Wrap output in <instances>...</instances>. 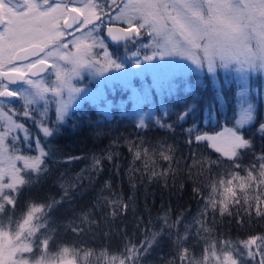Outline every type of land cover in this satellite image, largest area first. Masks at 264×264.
<instances>
[{"label": "snow or ice", "instance_id": "1", "mask_svg": "<svg viewBox=\"0 0 264 264\" xmlns=\"http://www.w3.org/2000/svg\"><path fill=\"white\" fill-rule=\"evenodd\" d=\"M105 28L107 37L101 35ZM145 33L150 39L141 44ZM107 38L123 43L126 50L129 44L137 50L127 58L115 56L109 51ZM128 59L132 60L131 68L127 66ZM157 59L163 63H142ZM183 60L195 67L182 64ZM180 68L206 69L213 78L223 69L236 74L238 86L232 125L225 124L214 132L202 131L196 125L185 129L184 143L189 154L182 160H176L177 147L166 141H125L133 161L143 160L146 173L151 168L149 180L163 179L165 187L169 176L175 184L183 171L181 163L188 179L193 178L194 169L197 175L218 170L207 195L193 187V193L204 204L184 224L183 234L180 225L184 213L173 221L168 209L159 217L163 221L160 230L149 233L145 229V239L139 245L128 239L119 251L105 247L97 254L83 246L57 244L51 210L76 188L71 180L61 184L65 190L60 200L30 202L26 211H18L23 189L49 172L47 158L52 152L46 150L41 137H52L81 101L103 104L104 89L113 81L130 86L134 76L149 71L173 74ZM84 72L90 78H99L95 92L83 85ZM252 73L264 74V0H0V264H141L158 238L166 231L171 237L174 229L173 244L178 248L180 264H264V234L221 239L212 236L214 229L207 224L209 211L214 223L217 211L223 218L232 216L235 208L237 224L243 227L241 210L250 220L253 202L256 217L264 218V148L256 152L253 140L244 134L256 115L248 86ZM215 99L223 104L220 90ZM191 110V106L186 108L178 119L185 120ZM51 111L55 113L54 120ZM217 115L214 105H210L205 124L219 123ZM29 121L35 125L36 133ZM155 123L160 128L173 129L161 118H156ZM147 126L141 114L136 127ZM257 131L264 138V123ZM201 146L211 149L216 158L205 155L199 150ZM118 155L110 150L93 155L89 170L99 174L104 160L112 162ZM248 156L251 159L245 163ZM157 158L167 162L168 167L156 171ZM79 159L82 157L70 156L65 162ZM173 161L177 167H173ZM83 171L77 173L76 181ZM105 187H110L109 181H105ZM179 187L183 189L184 183ZM238 192L243 194L242 201ZM104 199L112 207L113 216L121 206L125 212L129 207L122 197ZM80 219L81 224L96 223L89 220L86 212ZM73 224L69 221L68 226L79 235L83 228ZM193 227L197 243H204L202 258L189 247H182L192 237ZM167 264H176V259Z\"/></svg>", "mask_w": 264, "mask_h": 264}, {"label": "trees", "instance_id": "2", "mask_svg": "<svg viewBox=\"0 0 264 264\" xmlns=\"http://www.w3.org/2000/svg\"><path fill=\"white\" fill-rule=\"evenodd\" d=\"M142 40L141 38L140 43L144 42ZM112 47L110 45L113 55L125 58L136 48L132 44L128 45L127 50L125 46L122 50H119V47L117 50ZM143 54L141 51V55ZM129 61L130 59L127 63ZM145 79L141 81L134 78L130 86L119 83L113 85L107 89L103 104L99 101L93 103L92 100H83L58 126L52 137L46 139L41 137L47 146L46 150L52 152L47 158L49 172L34 185L23 189L18 201V211H26L30 202H50L53 198L60 200L65 190L61 184L68 180L76 183V188L70 190L69 196L51 210L53 226L57 228V244L68 243L77 248L83 246L85 249H93L97 254L105 247L110 251H119L128 239L139 245L140 241L145 239V229H148L149 233L159 231L163 223L159 217L168 209L171 210L170 217L173 221L177 215L184 213L183 223L180 225V232L183 234L184 224L190 222L203 206L204 200L193 193L192 189L198 187L207 195L217 169L214 168L213 173L205 172L202 175H197V170L194 169L193 178L188 179L187 170L181 163L179 167L183 171L179 178L174 184L172 177L169 176L165 187L163 179L149 180L151 168L146 173L143 160L133 161L125 141L143 139L152 144L166 141L177 147L176 160H182L189 154V147L184 143L187 138L185 129L196 125L202 131L214 132L225 124L232 125L238 87L233 79L226 80L217 74L213 78L207 71L203 73L190 71L176 75L161 87L151 85L153 80L150 75ZM257 79L259 86L261 81L259 77ZM82 82L94 83L89 77H83ZM144 83H147L146 86H143ZM144 89L148 97L137 104L135 96ZM217 90L223 94L222 105L215 99ZM252 99L256 115L252 124L245 127L244 134L253 140L254 150L259 152L264 148V138L257 129L260 123H264V108L262 102L257 101L255 96ZM210 105H214L218 113L216 121L219 123L205 124L206 112ZM189 106L192 109L189 115L185 120H179V114ZM141 114L148 125L146 128L136 127ZM50 116L55 119L53 111L50 112ZM156 118H161L165 124H172L173 129L160 128L155 123ZM28 125L33 133L37 132L31 121ZM192 149L196 150L195 144L192 145ZM205 149L206 146H201L199 150L204 151L205 155H211L213 159L216 158L211 149L206 151ZM109 150L119 155L114 157L112 162L105 159L103 171L99 174L89 170L92 164L91 157L103 155ZM70 156H79L82 159L65 162ZM249 159L250 156L245 157L244 162L247 163ZM188 162L190 163V160ZM167 167V162L157 158L156 171ZM173 167H177L175 161ZM82 169L85 171L81 174V179L76 181L74 178ZM105 181L110 182V187H105ZM181 182L184 183L183 189L179 187ZM238 196L242 201L243 194L238 192ZM105 197L111 200L122 197L123 202L129 204L127 211L125 212L121 206L116 209L117 214L113 216L111 214L113 209L107 204ZM261 207L264 208V205ZM232 211V216L225 215L223 218L217 211L214 223L213 214L209 211L207 224L214 229L212 236L221 239H246L249 235L264 234V218L256 217L255 202L250 220L241 210L243 227L237 224L236 209L233 208ZM85 212L89 214V220L96 221L95 224H81V214ZM69 221L74 222L72 226L80 225L83 231L79 235L74 233L68 226ZM191 232L192 237L182 247H189L190 251L202 258L204 243L202 240L197 243L199 238L195 235V227ZM174 239L175 229L171 237L166 231L158 238V243L153 246L151 254L145 257L141 264H167V261L173 258L176 259V264H180L176 255L178 248L173 244Z\"/></svg>", "mask_w": 264, "mask_h": 264}, {"label": "rangeland", "instance_id": "3", "mask_svg": "<svg viewBox=\"0 0 264 264\" xmlns=\"http://www.w3.org/2000/svg\"><path fill=\"white\" fill-rule=\"evenodd\" d=\"M144 37H147V39L144 38ZM142 39H143L142 41H144V42L141 43V44H147L148 41H149V39H150V37H148L147 34L145 33L144 36L142 37ZM107 45H108V43H107ZM110 45H112L113 46L112 48H114L116 50L118 49L117 47H119V50H122V48L124 47L123 43H120V44L111 43ZM110 45H108V47H109V51L111 52ZM136 50L137 49L135 48L132 51H136ZM141 51L143 52V50H141ZM166 59H173V58H166ZM174 59L179 60L180 58L179 57H176ZM142 63H163V62L162 61H159L157 59V61H153V62H143L142 61ZM181 63L182 64H185V65H188L191 68H194L195 67L194 65H191V62L190 61H187V60H183V61H181ZM127 66L129 68L132 67V60L131 59L127 63ZM204 71H207V70L206 69H204L202 71L201 70H194L193 72L203 73ZM188 72H190V71H185L182 68L176 69L173 74H168V73H163V72H161V73H153V72L149 71V72L144 73L143 75H139V76L132 77L131 80H130V84L132 83V81H133L134 78H138L139 80L144 81V80H146L145 77H147V76L150 75L151 76V79L154 81L153 82L152 80H149V81H152V84L151 85H154L155 87H161L165 83H167L168 81H170L176 75L186 74ZM216 74L217 75H222L223 78H225L226 80L233 79L235 81V83H236V74L235 73H229V72H226L223 69H219ZM83 77H89L88 73L87 72L82 73V79H83ZM258 77H259V81H261L259 86H257L258 83H259L258 82V79H257ZM89 79L91 80V82L94 81V83L93 84H87V83H83V82L82 83H83V85L85 87H87L88 89H91L93 92H95L96 89L99 87V85L97 84V79H99V78H90L89 77ZM118 83L121 84V85H125V84H123L119 80L113 81V84L111 86L105 87V89H104V95L106 94L107 89H110V87H112L113 85L118 84ZM77 84H78V86H80V81L79 80L77 81ZM145 84H147V83H144L143 86H146ZM236 85H237V83H236ZM248 86L250 88V94H249L250 95V100L253 103V105L255 106L252 98L255 96V99H257V101L259 100V102L260 101L262 102V106L264 108V74L252 73L250 75V77H249ZM137 95L138 96H135V99L137 100V102H136L137 104L143 102L144 99L148 97V93H147V91L145 89L141 93H138L137 92ZM54 117H55V113H54ZM34 128H35V131H37L36 127H34ZM219 130L220 129H218L217 131H219Z\"/></svg>", "mask_w": 264, "mask_h": 264}, {"label": "flooded vegetation", "instance_id": "4", "mask_svg": "<svg viewBox=\"0 0 264 264\" xmlns=\"http://www.w3.org/2000/svg\"><path fill=\"white\" fill-rule=\"evenodd\" d=\"M121 26H122V25H121ZM105 31H106V28H105L104 31L101 33V35L104 36V37H107ZM106 42L108 43V45H110L111 43H116V42H112V41H110L108 38L106 39Z\"/></svg>", "mask_w": 264, "mask_h": 264}, {"label": "water", "instance_id": "5", "mask_svg": "<svg viewBox=\"0 0 264 264\" xmlns=\"http://www.w3.org/2000/svg\"><path fill=\"white\" fill-rule=\"evenodd\" d=\"M118 26H121V25H118ZM105 33H106V36H107V29H106ZM108 39L111 41V39H110V38H108Z\"/></svg>", "mask_w": 264, "mask_h": 264}]
</instances>
